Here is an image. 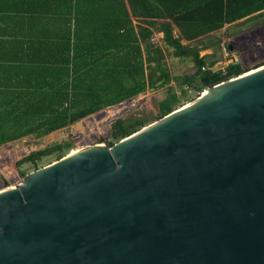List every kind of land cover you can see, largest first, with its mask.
Returning <instances> with one entry per match:
<instances>
[{
  "label": "water",
  "instance_id": "95a60500",
  "mask_svg": "<svg viewBox=\"0 0 264 264\" xmlns=\"http://www.w3.org/2000/svg\"><path fill=\"white\" fill-rule=\"evenodd\" d=\"M196 90L2 184L0 264H264V65Z\"/></svg>",
  "mask_w": 264,
  "mask_h": 264
},
{
  "label": "trees",
  "instance_id": "16d2710c",
  "mask_svg": "<svg viewBox=\"0 0 264 264\" xmlns=\"http://www.w3.org/2000/svg\"><path fill=\"white\" fill-rule=\"evenodd\" d=\"M51 1L54 16L38 18V28L50 22L53 32H38L37 50L25 48L20 64L6 66L0 147L28 136L42 138L149 90L168 87L156 120L162 119L176 110L181 98L170 86L165 50L152 42L155 31L164 33L175 57L194 63L196 72L178 84L192 89L196 83L206 86L245 73L239 63L228 64L225 72L204 70L219 59L202 55L211 46L198 42L226 25L264 14V0H61L63 7ZM43 2L53 7L49 0ZM221 43L218 40V48ZM147 123L116 120L107 145L114 146ZM71 147L70 142L55 144L31 153L18 166L31 162L37 167L53 153L61 159Z\"/></svg>",
  "mask_w": 264,
  "mask_h": 264
},
{
  "label": "rangeland",
  "instance_id": "374dc122",
  "mask_svg": "<svg viewBox=\"0 0 264 264\" xmlns=\"http://www.w3.org/2000/svg\"><path fill=\"white\" fill-rule=\"evenodd\" d=\"M175 35L179 32L175 29ZM244 37L245 40H240ZM218 40H222L221 47H217ZM246 41V44H244ZM152 42L162 47L166 52V66L172 75L170 86L181 98L179 109L197 100L201 94L197 93L199 84L192 89H185L178 84L181 78L194 74L196 67L190 59L177 58L172 54V49L164 43V33L155 31ZM184 44L189 42L183 41ZM198 44H210L211 48L202 52V55H214L218 61L239 63L246 72H250L264 65V14L255 15L237 22L235 25H226L222 30L203 37ZM218 48V49H217ZM217 72V71H216ZM235 78V77H234ZM186 94H183V90ZM169 93L168 87L157 90H149L122 104L105 108L93 115H90L67 128L60 129L50 135L38 138L28 136L23 139L6 143L0 147V186H17L23 179L56 161L57 153L48 155L37 162V167L31 162L24 163L21 167L18 162L29 156L31 153L51 147L55 144L70 142V150H64L67 156L71 152L85 147L105 144L112 141V125L116 120L127 121L144 120L150 121V125L160 117L159 106ZM160 120V119H159ZM64 156V157H65Z\"/></svg>",
  "mask_w": 264,
  "mask_h": 264
},
{
  "label": "crops",
  "instance_id": "0c3cea01",
  "mask_svg": "<svg viewBox=\"0 0 264 264\" xmlns=\"http://www.w3.org/2000/svg\"><path fill=\"white\" fill-rule=\"evenodd\" d=\"M0 0V94L6 88V66L20 64L22 51L25 48L37 50L36 34L52 33L54 28L50 22L38 28V18L54 16L53 7H46L44 0ZM48 1V0H45ZM58 0L55 5L62 6ZM48 29V30H46ZM22 60V59H21Z\"/></svg>",
  "mask_w": 264,
  "mask_h": 264
},
{
  "label": "built area",
  "instance_id": "2783aa9c",
  "mask_svg": "<svg viewBox=\"0 0 264 264\" xmlns=\"http://www.w3.org/2000/svg\"><path fill=\"white\" fill-rule=\"evenodd\" d=\"M227 62H221V61H217L215 64H214V66H212V67H205L204 68V70H211L212 72H218V71H223V72H225V69H226V67H227ZM231 79V78H230ZM198 94H200V93H198Z\"/></svg>",
  "mask_w": 264,
  "mask_h": 264
},
{
  "label": "bare ground",
  "instance_id": "6f19581e",
  "mask_svg": "<svg viewBox=\"0 0 264 264\" xmlns=\"http://www.w3.org/2000/svg\"><path fill=\"white\" fill-rule=\"evenodd\" d=\"M248 74H250V73H248ZM208 94H210V92L209 91H207V90H205L202 94H201V96L199 97V98H204V97H206ZM198 98V99H199ZM76 151H74V152H72V153H75Z\"/></svg>",
  "mask_w": 264,
  "mask_h": 264
},
{
  "label": "flooded vegetation",
  "instance_id": "af4514ba",
  "mask_svg": "<svg viewBox=\"0 0 264 264\" xmlns=\"http://www.w3.org/2000/svg\"><path fill=\"white\" fill-rule=\"evenodd\" d=\"M240 40H245V38L244 37H242V38H240ZM244 44H246V41H245V43Z\"/></svg>",
  "mask_w": 264,
  "mask_h": 264
}]
</instances>
